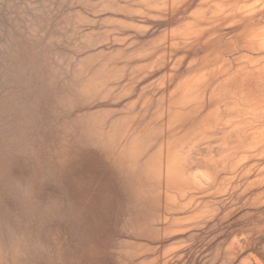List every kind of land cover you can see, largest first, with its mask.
Here are the masks:
<instances>
[{
  "label": "rangeland",
  "instance_id": "1",
  "mask_svg": "<svg viewBox=\"0 0 264 264\" xmlns=\"http://www.w3.org/2000/svg\"><path fill=\"white\" fill-rule=\"evenodd\" d=\"M0 264H264V0H0Z\"/></svg>",
  "mask_w": 264,
  "mask_h": 264
}]
</instances>
